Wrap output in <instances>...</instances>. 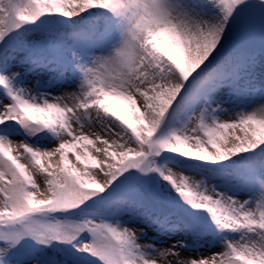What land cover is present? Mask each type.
Listing matches in <instances>:
<instances>
[{
    "label": "snow or ice",
    "instance_id": "obj_1",
    "mask_svg": "<svg viewBox=\"0 0 264 264\" xmlns=\"http://www.w3.org/2000/svg\"><path fill=\"white\" fill-rule=\"evenodd\" d=\"M0 264H264V0H0Z\"/></svg>",
    "mask_w": 264,
    "mask_h": 264
},
{
    "label": "rangeland",
    "instance_id": "obj_2",
    "mask_svg": "<svg viewBox=\"0 0 264 264\" xmlns=\"http://www.w3.org/2000/svg\"><path fill=\"white\" fill-rule=\"evenodd\" d=\"M115 103H120L119 101H114ZM37 179H39V177H37ZM206 255H207V253H206Z\"/></svg>",
    "mask_w": 264,
    "mask_h": 264
}]
</instances>
